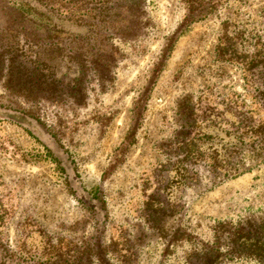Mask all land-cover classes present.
Here are the masks:
<instances>
[{
  "label": "rangeland",
  "instance_id": "1",
  "mask_svg": "<svg viewBox=\"0 0 264 264\" xmlns=\"http://www.w3.org/2000/svg\"><path fill=\"white\" fill-rule=\"evenodd\" d=\"M63 4L0 56V263L264 264V0Z\"/></svg>",
  "mask_w": 264,
  "mask_h": 264
},
{
  "label": "trees",
  "instance_id": "2",
  "mask_svg": "<svg viewBox=\"0 0 264 264\" xmlns=\"http://www.w3.org/2000/svg\"><path fill=\"white\" fill-rule=\"evenodd\" d=\"M85 1L87 0H6V8L14 17L13 22L30 26L32 30H24L22 27L12 28V26L0 30V49H2L0 56L9 58L7 63H18L22 69H31L32 72L44 71L42 68L39 69V66L46 67L41 58L49 52L61 51V47L68 45L67 40L71 35L66 26L73 21L63 2L69 3L81 13ZM90 1L101 3L103 0ZM15 58L27 59L19 62ZM262 241V237L255 240L256 243L264 246ZM3 264L15 263L8 261Z\"/></svg>",
  "mask_w": 264,
  "mask_h": 264
}]
</instances>
